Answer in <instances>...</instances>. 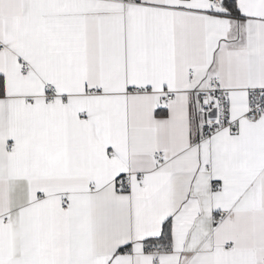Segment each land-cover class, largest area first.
<instances>
[{"label": "snow or ice", "instance_id": "obj_1", "mask_svg": "<svg viewBox=\"0 0 264 264\" xmlns=\"http://www.w3.org/2000/svg\"><path fill=\"white\" fill-rule=\"evenodd\" d=\"M0 264H264V0H0Z\"/></svg>", "mask_w": 264, "mask_h": 264}]
</instances>
